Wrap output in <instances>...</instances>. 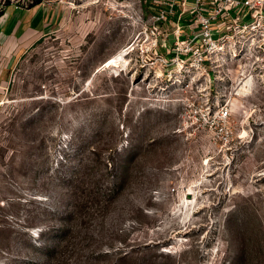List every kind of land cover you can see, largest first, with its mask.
I'll use <instances>...</instances> for the list:
<instances>
[{
  "label": "rangeland",
  "instance_id": "rangeland-1",
  "mask_svg": "<svg viewBox=\"0 0 264 264\" xmlns=\"http://www.w3.org/2000/svg\"><path fill=\"white\" fill-rule=\"evenodd\" d=\"M45 2L1 90L0 264H264V81L221 126L212 80L141 55L147 2Z\"/></svg>",
  "mask_w": 264,
  "mask_h": 264
},
{
  "label": "built area",
  "instance_id": "built-area-1",
  "mask_svg": "<svg viewBox=\"0 0 264 264\" xmlns=\"http://www.w3.org/2000/svg\"><path fill=\"white\" fill-rule=\"evenodd\" d=\"M7 1L15 0H1L0 11ZM144 1L141 55L151 56L149 65L158 63L166 78L212 80V106L226 126L241 84L264 81V0Z\"/></svg>",
  "mask_w": 264,
  "mask_h": 264
},
{
  "label": "crops",
  "instance_id": "crops-1",
  "mask_svg": "<svg viewBox=\"0 0 264 264\" xmlns=\"http://www.w3.org/2000/svg\"><path fill=\"white\" fill-rule=\"evenodd\" d=\"M55 8L45 0L7 1L0 11V96L19 55L55 26Z\"/></svg>",
  "mask_w": 264,
  "mask_h": 264
},
{
  "label": "bare ground",
  "instance_id": "bare-ground-1",
  "mask_svg": "<svg viewBox=\"0 0 264 264\" xmlns=\"http://www.w3.org/2000/svg\"><path fill=\"white\" fill-rule=\"evenodd\" d=\"M130 46V45H129ZM132 48V46H130L128 49ZM125 54L124 50L118 52V54H116L115 56L109 58L106 62L107 65L113 66V67H118L121 64L123 65V55ZM251 80H246L243 82V84H241L240 89H239V93H242L247 91L248 86H251ZM187 207V206H186ZM191 207H187V210H190Z\"/></svg>",
  "mask_w": 264,
  "mask_h": 264
}]
</instances>
